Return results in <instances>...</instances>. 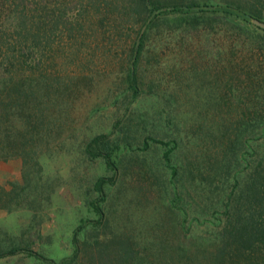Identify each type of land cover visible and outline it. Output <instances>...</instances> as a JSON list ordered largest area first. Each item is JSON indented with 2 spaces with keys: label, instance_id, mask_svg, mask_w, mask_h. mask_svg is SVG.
Listing matches in <instances>:
<instances>
[{
  "label": "rangeland",
  "instance_id": "1",
  "mask_svg": "<svg viewBox=\"0 0 264 264\" xmlns=\"http://www.w3.org/2000/svg\"><path fill=\"white\" fill-rule=\"evenodd\" d=\"M39 3L35 9L29 7L33 22L58 19L60 2ZM66 4L59 19L62 32L56 33L64 40L60 47L65 54L58 70L60 92L54 96L58 102L47 105L44 129L35 141L37 154L27 174L21 137L16 136L13 144L1 142L0 248L26 247L57 263L71 257L74 232L84 221L97 218L88 205L97 197L94 183L112 177L115 186L106 205L109 226L104 229L109 235L131 236L142 246L139 258L152 264H211L213 247L208 238L213 228L203 217L210 216L213 205L220 206L217 194L226 176L221 125L230 122L216 110L223 99L233 98L229 92L233 87L232 94L236 99L241 95L245 107L263 104L264 86L260 90L255 86L251 100L245 90L258 81L257 72L264 75V51L256 37L238 33L237 27L218 16L191 24L171 15L149 26L144 22L147 13L139 15L130 0H66ZM0 13V37L10 40L13 28L9 27L17 19L12 14L19 12L8 5ZM247 26L255 35L260 32ZM144 31L146 46L137 69L141 94L129 104L127 74L133 47ZM259 40L264 46V39ZM249 75L254 76L250 81ZM243 76L246 82L241 83ZM160 106L172 110L175 119H160L155 114ZM128 123L139 124V134L132 135L140 141L136 139L135 149L121 155L124 170L117 176L102 159L84 156L83 145L92 136L107 133L114 140L123 135L118 129ZM18 125L16 133H23V124ZM151 136L162 141L147 138ZM174 137L180 144L171 164L178 167L187 191L181 195L188 215L183 233L178 229L185 217L171 204L173 177L163 159ZM250 138L257 145V134ZM239 151L235 158L242 154ZM235 165L236 160L232 170ZM198 216L202 222L195 220ZM177 232L182 237L174 242ZM88 236L89 232L81 240ZM0 264L48 262L19 252L0 259Z\"/></svg>",
  "mask_w": 264,
  "mask_h": 264
},
{
  "label": "trees",
  "instance_id": "2",
  "mask_svg": "<svg viewBox=\"0 0 264 264\" xmlns=\"http://www.w3.org/2000/svg\"><path fill=\"white\" fill-rule=\"evenodd\" d=\"M45 1L41 0V2ZM57 1L60 2L57 9L59 15L56 16L58 19L47 23L33 22L35 15L31 16L34 12L31 9L39 6V0H0L1 10L5 11L10 5L19 12L12 14L17 18L15 24L13 22L12 27H9L13 28V38L7 40L5 37H0V151L2 152L3 148L1 142H5V139L13 144L16 136H19L18 139L21 137V157L25 173L37 154L35 141L44 129L49 110L47 105L52 104V101L57 103L58 99L54 96L60 92L61 79L58 70L64 62L65 54L64 49L60 47L64 40L57 37L56 33L62 32L59 19L65 15L67 4L66 0ZM130 3L135 6L139 15L141 11L147 13L144 22L149 26L171 15H176L177 18L191 24H197L200 20H208L213 16L222 17L232 27H237L238 33L256 37L258 48L264 51V46L259 40V38L264 39V28L254 23V20L264 22L262 0H256L252 4L240 0L224 2L221 0L202 2L200 0H130ZM235 20L240 21L242 25L234 22ZM247 24L255 26L260 32L255 35L248 29ZM146 39L147 31H144L132 50V64L126 79L128 86L126 91L131 92L132 99L129 104L135 102L141 94L142 79L137 69L146 46ZM54 46H57V49ZM48 71L54 72L49 74ZM262 75L257 72L258 81H253V84H249V88H246L249 97L247 100H251L255 86L259 90L264 86V75ZM246 78L250 81L254 76L249 75ZM240 82H246L244 76ZM229 92L233 98L226 95L229 99H223L216 110L217 114H224L222 116L230 120L228 124L223 122L221 125L223 160L226 164L223 175L226 176L225 180L221 181V192L217 194L220 206L213 205L210 218L207 215L203 217L205 223L209 222L210 228H213L210 232L211 237L208 238L209 245L213 247L209 258L211 264H264V102L259 107L254 104L245 107L242 96L239 95L236 99L237 95L232 94L234 87L229 88ZM159 108L160 111L155 114H158L160 119H175L172 110L162 109L164 107L161 106ZM18 122L23 124V133L20 134L16 133ZM123 126L118 129L117 124L114 128L120 133L123 132L119 138L113 140L110 134L101 133L92 136L83 145L86 158L91 161L102 159L115 176L124 170L120 166L123 159L121 155L135 149L136 139L140 141L136 135L134 137L132 135L139 134L136 128L139 124L135 126L134 123H128ZM254 134H257L255 139L257 145L251 142L250 137ZM147 138L158 143L162 141L159 136ZM171 143L173 145L165 151L163 159L169 164L173 177L170 184L174 196L171 204L178 209L181 216L185 217L184 220L179 221L178 230L183 233L188 215L185 209H182L185 207L181 195L186 196L187 191L186 186L183 187L178 178L180 175L178 167L171 164L173 153L179 148L180 143L177 137L172 138ZM147 144V141L142 143L144 150L148 149ZM167 146L170 144L167 143ZM239 148L242 154L235 158L236 153L240 152ZM235 160L236 167L232 170ZM25 181L29 183L27 177ZM114 186L112 177H100L94 183L93 190L97 197L88 202V205L97 218L84 221L83 225L74 232V252L71 257L57 263L26 247L14 246L7 249L0 248V259L26 252L27 256L36 260L43 259L48 264H152L139 258L138 249L142 246L131 236L126 233L109 235L111 232L104 230L109 226L106 205L110 196L109 190ZM26 188L22 190L25 191ZM216 188L218 190L219 187ZM195 220L198 223L203 221H199L201 220L199 216L195 217ZM87 232H89L88 238L82 241L81 236H86ZM180 236L177 232L174 242L178 241Z\"/></svg>",
  "mask_w": 264,
  "mask_h": 264
},
{
  "label": "water",
  "instance_id": "3",
  "mask_svg": "<svg viewBox=\"0 0 264 264\" xmlns=\"http://www.w3.org/2000/svg\"><path fill=\"white\" fill-rule=\"evenodd\" d=\"M254 23H255L256 25H258L259 27L264 28V22L259 21V20H255Z\"/></svg>",
  "mask_w": 264,
  "mask_h": 264
}]
</instances>
